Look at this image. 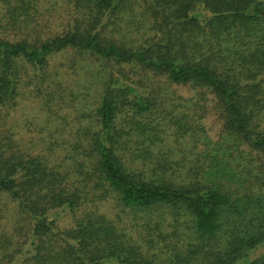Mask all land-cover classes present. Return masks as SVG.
<instances>
[{
	"label": "trees",
	"instance_id": "1",
	"mask_svg": "<svg viewBox=\"0 0 264 264\" xmlns=\"http://www.w3.org/2000/svg\"><path fill=\"white\" fill-rule=\"evenodd\" d=\"M0 264H264V0H0Z\"/></svg>",
	"mask_w": 264,
	"mask_h": 264
},
{
	"label": "rangeland",
	"instance_id": "2",
	"mask_svg": "<svg viewBox=\"0 0 264 264\" xmlns=\"http://www.w3.org/2000/svg\"><path fill=\"white\" fill-rule=\"evenodd\" d=\"M73 80V84L76 85L78 83L76 77H71ZM217 117L216 115L211 111L207 114L206 118L204 119V123L207 126L208 132L213 140H216V133L220 129L219 123L216 122ZM259 250V249H258Z\"/></svg>",
	"mask_w": 264,
	"mask_h": 264
}]
</instances>
